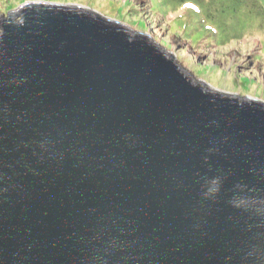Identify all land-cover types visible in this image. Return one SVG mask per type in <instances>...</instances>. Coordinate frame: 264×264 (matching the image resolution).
I'll return each instance as SVG.
<instances>
[{"label":"water","instance_id":"water-1","mask_svg":"<svg viewBox=\"0 0 264 264\" xmlns=\"http://www.w3.org/2000/svg\"><path fill=\"white\" fill-rule=\"evenodd\" d=\"M0 264H264V101L84 6L0 16Z\"/></svg>","mask_w":264,"mask_h":264},{"label":"rangeland","instance_id":"rangeland-1","mask_svg":"<svg viewBox=\"0 0 264 264\" xmlns=\"http://www.w3.org/2000/svg\"><path fill=\"white\" fill-rule=\"evenodd\" d=\"M31 1L76 4L122 22L155 38L199 80L220 91L264 101V54L253 58L254 50L251 48L246 50L244 45L229 50L194 47L188 39L184 38L183 33L179 31L180 28H176V22L173 23L174 31H171L170 23L172 24V21L180 16L179 13L169 15V21H165L161 19L162 15L151 11L150 7H141L140 0H15L1 3L0 16H6L9 12ZM141 5L145 6V3ZM254 33L257 36V48H260V42L264 40V31L259 30Z\"/></svg>","mask_w":264,"mask_h":264},{"label":"trees","instance_id":"trees-1","mask_svg":"<svg viewBox=\"0 0 264 264\" xmlns=\"http://www.w3.org/2000/svg\"><path fill=\"white\" fill-rule=\"evenodd\" d=\"M15 0H0L9 3ZM141 7H150L169 21V15L179 13L170 23L180 28L184 38L194 47L232 49L244 45L254 50L253 58L264 54V40L257 48L255 31H264V0H140ZM141 3H145L141 5ZM15 6H13L14 8ZM171 11V12H170ZM177 31V30H176ZM248 32V34H245ZM246 42V44H244Z\"/></svg>","mask_w":264,"mask_h":264},{"label":"bare ground","instance_id":"bare-ground-1","mask_svg":"<svg viewBox=\"0 0 264 264\" xmlns=\"http://www.w3.org/2000/svg\"><path fill=\"white\" fill-rule=\"evenodd\" d=\"M157 41V40H156Z\"/></svg>","mask_w":264,"mask_h":264}]
</instances>
